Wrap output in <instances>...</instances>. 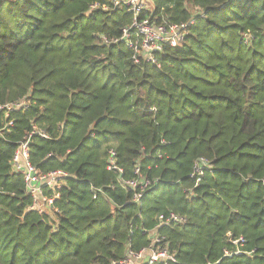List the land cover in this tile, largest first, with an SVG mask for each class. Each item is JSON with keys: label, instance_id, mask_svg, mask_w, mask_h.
<instances>
[{"label": "trees", "instance_id": "obj_1", "mask_svg": "<svg viewBox=\"0 0 264 264\" xmlns=\"http://www.w3.org/2000/svg\"><path fill=\"white\" fill-rule=\"evenodd\" d=\"M146 1L138 19L194 20L156 64L107 0H0V264H121L155 235L167 264H264V0ZM20 142L68 173L43 211Z\"/></svg>", "mask_w": 264, "mask_h": 264}, {"label": "built area", "instance_id": "obj_2", "mask_svg": "<svg viewBox=\"0 0 264 264\" xmlns=\"http://www.w3.org/2000/svg\"><path fill=\"white\" fill-rule=\"evenodd\" d=\"M108 4L95 3L91 6L94 8H101L108 10L110 5L112 8H122L133 14V21L131 25L122 30L121 39L126 40L127 45L136 53L134 55V62L138 63L139 58L156 64V53L160 52L163 46L176 47L182 44L189 33V25L194 23L193 19L188 22L169 23L163 21L156 23L151 21L149 17L138 19L142 11L148 8L146 0H107ZM134 40V41H133ZM22 105V104H17ZM8 110L11 109L10 105L5 106ZM1 108V107H0ZM114 153H111L113 156ZM13 170L22 173L28 194L32 197L31 208L38 211L45 210L46 206L53 204L55 196L46 195L43 189L52 190L55 186L68 176V173L61 169L50 171L46 174H40L35 169L33 164L29 161V146L26 142H20L16 148L12 158ZM201 166H196L195 174H201ZM126 184L135 189L142 185L146 186L148 182L130 180ZM141 197V193H135L133 199L137 201ZM95 198V196L93 197ZM158 226L163 224L179 223L181 224L183 218L170 213L167 217L160 215L158 218ZM159 239L156 235L151 237V243L148 247L141 249L139 252L134 253L128 251L127 257L121 264H167L176 262L174 253L168 251L166 247L157 245Z\"/></svg>", "mask_w": 264, "mask_h": 264}, {"label": "rangeland", "instance_id": "obj_3", "mask_svg": "<svg viewBox=\"0 0 264 264\" xmlns=\"http://www.w3.org/2000/svg\"><path fill=\"white\" fill-rule=\"evenodd\" d=\"M149 3V2H148ZM94 9H97V7L96 8H94ZM103 10V9H102Z\"/></svg>", "mask_w": 264, "mask_h": 264}]
</instances>
